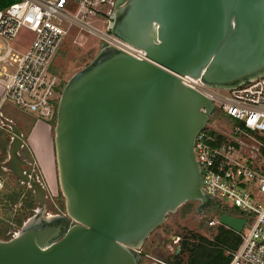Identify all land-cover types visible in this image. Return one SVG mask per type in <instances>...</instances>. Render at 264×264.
Returning a JSON list of instances; mask_svg holds the SVG:
<instances>
[{
    "label": "water",
    "instance_id": "obj_1",
    "mask_svg": "<svg viewBox=\"0 0 264 264\" xmlns=\"http://www.w3.org/2000/svg\"><path fill=\"white\" fill-rule=\"evenodd\" d=\"M109 32L145 58L105 44L67 81L54 128L65 218L0 240V264H139L169 214L211 204L194 145L214 105L181 79L229 91L263 77L264 0H120ZM220 223L241 233L246 220Z\"/></svg>",
    "mask_w": 264,
    "mask_h": 264
},
{
    "label": "built area",
    "instance_id": "obj_2",
    "mask_svg": "<svg viewBox=\"0 0 264 264\" xmlns=\"http://www.w3.org/2000/svg\"><path fill=\"white\" fill-rule=\"evenodd\" d=\"M119 1L20 0L0 9V86L3 90L0 131L8 139L6 159L0 163V231L6 228L2 234L7 239L0 240L18 237L27 222L22 226L16 222L21 215H27L26 195H20L13 204L10 199L13 190L3 176L11 170L13 144L21 142L24 136L11 120L5 118L3 108L6 104H13L43 120L56 118L60 87L53 61L72 29H87L98 36L103 45L144 59V52L109 32ZM70 2L78 6L75 16L66 11ZM90 18L102 20L108 32H99L88 26L86 21ZM64 24L68 25L66 29ZM22 29L35 35L26 52L3 44L14 41ZM181 80L213 103L214 113L210 121L219 114L239 123L233 129L222 130L214 124L210 126L209 121L196 137L194 154L202 174L203 193L221 209L236 210L239 216L234 217L246 220L242 232H235L241 238L240 246L226 253L231 257L229 264H264V76L229 91L209 89L200 80L189 77ZM22 151L32 154L25 143L20 144L16 153L22 170L19 186L25 193L34 195L46 192L36 161L22 158ZM34 213V217L40 214L41 207ZM219 224L220 221L211 220L209 227ZM180 243V237L174 238L165 250L168 255L165 258L149 254L143 247L134 252L139 257V264H173Z\"/></svg>",
    "mask_w": 264,
    "mask_h": 264
},
{
    "label": "rangeland",
    "instance_id": "obj_3",
    "mask_svg": "<svg viewBox=\"0 0 264 264\" xmlns=\"http://www.w3.org/2000/svg\"><path fill=\"white\" fill-rule=\"evenodd\" d=\"M77 10V4L70 2L66 11L71 16H75ZM86 24L99 32H108L106 25L99 18H90L86 21ZM67 26V24L63 25L65 29ZM34 39L35 35L33 33L26 29H22L14 41L3 44L5 46L9 45L21 52H26ZM102 47V40L95 34L90 33L87 29H72L69 35L64 38L61 48L53 61L54 72L59 74L64 84H66L73 75L86 67L94 59ZM64 86L60 88V96ZM3 114L5 118L11 120L16 125L18 131L24 136L21 142H15L13 144L11 161L9 163V169L11 170L7 173H3V176L8 180L10 188L16 193L24 191V189L19 186V177L21 176L22 170L16 153L19 150L20 144L25 143L26 146L30 148L32 154L22 151V158L36 161L40 169L42 182L45 184V190L47 193L49 191L51 192L54 188L52 184L55 185L54 173L56 158L54 156L53 144H49L48 135L51 136L53 140L57 118L54 117V119L51 120H43L33 113L17 108L13 104H6L3 108ZM213 124L217 126V129L227 130L229 128L233 129L239 123L233 119L217 114L210 121V126L213 127ZM47 126L50 127V131L47 129ZM7 144L8 139L6 138V134L0 131V158L2 159H6L5 148H7ZM56 184L57 187L52 191V196H54L53 199L55 201L54 212H56L58 216H65V204L59 188L58 173ZM43 194V191L39 192L37 199L43 201V199L41 200ZM30 199H33L31 194ZM49 211L48 209L47 213ZM228 213L230 215L239 216L236 210H228ZM39 215L41 218L47 216L43 210H41ZM220 217L221 213H218L213 206L207 207L200 202L188 203L179 208L176 213L168 215L164 224L145 241L143 249L149 254L165 258L168 257L165 251L167 246L170 245L172 240L176 237L181 238L180 248L183 241H187L194 245L201 243L199 239H194L193 235L202 236L213 241L223 230H230L227 226L221 224L215 227H209V222L211 220L220 221ZM5 230L6 228H3L2 232L0 231V236H2L3 239H7L4 238L2 234ZM217 248L223 251L224 254L228 252V249L224 248L221 244H218ZM187 258L188 253L184 251L180 259L186 262Z\"/></svg>",
    "mask_w": 264,
    "mask_h": 264
},
{
    "label": "trees",
    "instance_id": "obj_4",
    "mask_svg": "<svg viewBox=\"0 0 264 264\" xmlns=\"http://www.w3.org/2000/svg\"><path fill=\"white\" fill-rule=\"evenodd\" d=\"M20 0H1V9H5L10 7L11 5L19 2ZM6 151V148H5ZM4 159L0 158V163L3 162ZM23 191L20 193L13 192V195L10 197L12 203H16ZM32 205H29V208ZM215 207L218 213L230 215L228 210H221L218 204L212 203L208 207ZM26 218L25 215H21L17 220V224L22 226L23 220ZM194 239H199L201 243L194 245L190 244L187 241H183L181 244V250L179 254H176L173 257V264H229L231 257L224 254L218 247V244L224 246V248L228 249V252H233L238 249L241 244V238L238 234L233 232L232 230H223L220 235H218L215 240L211 241L202 236L193 235ZM186 251L188 253V258L186 262H183L180 259L182 253Z\"/></svg>",
    "mask_w": 264,
    "mask_h": 264
},
{
    "label": "flooded vegetation",
    "instance_id": "obj_5",
    "mask_svg": "<svg viewBox=\"0 0 264 264\" xmlns=\"http://www.w3.org/2000/svg\"><path fill=\"white\" fill-rule=\"evenodd\" d=\"M64 82L63 80L61 79V76L59 75V87L62 88L64 86ZM52 144H53V149H54V156L56 158V154H55V146H54V137H53V140H52ZM54 177H55V185H53V189L52 191L55 189V187H57V163H56V160H55V173H54ZM43 192V196L41 198V200L43 199V201H40L39 199H37V196L38 194L34 195L30 192H27L25 193V191H23L21 193V196L22 195H26L25 199H26V210H27V215L26 218L23 220V223L26 222V225L24 226L23 223V230L25 229H38L42 226H45V225H48V224H51V223H55L54 221L55 220H61V219H64L65 216H58L56 214L55 211V201L53 199L54 196H52V193L53 192ZM30 194L33 196V199H30ZM56 197V196H55ZM49 203V204H48ZM29 205H32L30 208H29ZM41 207V210L45 211V215H47L46 217H42L38 214L36 217L35 216V213H34V210ZM50 210L48 213H47V210ZM30 212V213H29ZM63 221V220H62ZM0 239H3L2 236H0Z\"/></svg>",
    "mask_w": 264,
    "mask_h": 264
},
{
    "label": "crops",
    "instance_id": "obj_6",
    "mask_svg": "<svg viewBox=\"0 0 264 264\" xmlns=\"http://www.w3.org/2000/svg\"><path fill=\"white\" fill-rule=\"evenodd\" d=\"M2 94H3V91H2V87L0 86V98H1ZM47 129L49 131L51 130L49 126H47ZM48 141H49V144L51 145L52 139H51V136H49V135H48Z\"/></svg>",
    "mask_w": 264,
    "mask_h": 264
},
{
    "label": "bare ground",
    "instance_id": "obj_7",
    "mask_svg": "<svg viewBox=\"0 0 264 264\" xmlns=\"http://www.w3.org/2000/svg\"><path fill=\"white\" fill-rule=\"evenodd\" d=\"M26 225V224H25Z\"/></svg>",
    "mask_w": 264,
    "mask_h": 264
}]
</instances>
